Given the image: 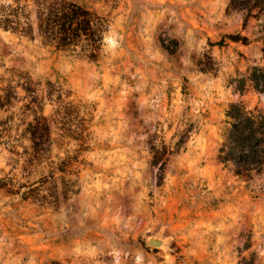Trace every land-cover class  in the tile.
I'll use <instances>...</instances> for the list:
<instances>
[{
    "label": "rangeland",
    "instance_id": "obj_1",
    "mask_svg": "<svg viewBox=\"0 0 264 264\" xmlns=\"http://www.w3.org/2000/svg\"><path fill=\"white\" fill-rule=\"evenodd\" d=\"M231 1L0 0V264H264V170L218 160L233 106L264 118V10ZM61 2L97 62L42 39Z\"/></svg>",
    "mask_w": 264,
    "mask_h": 264
},
{
    "label": "trees",
    "instance_id": "obj_2",
    "mask_svg": "<svg viewBox=\"0 0 264 264\" xmlns=\"http://www.w3.org/2000/svg\"><path fill=\"white\" fill-rule=\"evenodd\" d=\"M231 5L246 12L244 24L253 11L264 10V0H232ZM39 32L45 43L58 50L76 53L79 57L97 62L103 45L106 22L96 13L74 3H57L46 9V16L39 24ZM232 43L247 45L240 35L227 36ZM224 40L215 46L222 47ZM227 116L232 120L226 143L219 150L220 163L231 162L237 176L264 170V118L246 112L241 106H233ZM248 177V176H247Z\"/></svg>",
    "mask_w": 264,
    "mask_h": 264
},
{
    "label": "water",
    "instance_id": "obj_3",
    "mask_svg": "<svg viewBox=\"0 0 264 264\" xmlns=\"http://www.w3.org/2000/svg\"><path fill=\"white\" fill-rule=\"evenodd\" d=\"M146 243L149 247L154 249H163L166 247V241L158 237L148 238Z\"/></svg>",
    "mask_w": 264,
    "mask_h": 264
},
{
    "label": "clouds",
    "instance_id": "obj_4",
    "mask_svg": "<svg viewBox=\"0 0 264 264\" xmlns=\"http://www.w3.org/2000/svg\"><path fill=\"white\" fill-rule=\"evenodd\" d=\"M109 39H112V38H109ZM120 46H121V44L119 42V37L118 36L115 39H112V49H111V51L118 50Z\"/></svg>",
    "mask_w": 264,
    "mask_h": 264
}]
</instances>
